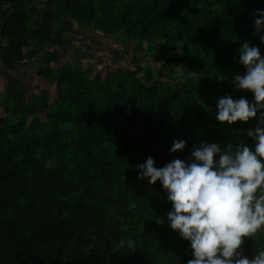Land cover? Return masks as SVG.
<instances>
[{"label":"trees","instance_id":"obj_1","mask_svg":"<svg viewBox=\"0 0 264 264\" xmlns=\"http://www.w3.org/2000/svg\"><path fill=\"white\" fill-rule=\"evenodd\" d=\"M258 9L264 0H0V264L194 258L166 221L161 182L140 179L136 165L149 156L157 167L188 160L202 140L254 147L247 132L257 118L228 126L214 114L225 95L254 100L229 78L246 71L244 41L264 55ZM79 30L130 43L116 53L125 65L73 59ZM83 41L97 59L100 42ZM36 59L43 65L29 93L11 73ZM176 140L186 146L171 152ZM120 239L135 246L117 249ZM256 246L264 247V231L244 237L240 250L251 259Z\"/></svg>","mask_w":264,"mask_h":264},{"label":"clouds","instance_id":"obj_2","mask_svg":"<svg viewBox=\"0 0 264 264\" xmlns=\"http://www.w3.org/2000/svg\"><path fill=\"white\" fill-rule=\"evenodd\" d=\"M254 23L264 43V9L257 10ZM238 51L246 71L229 80L236 89L250 90L254 100L225 95L218 99L214 115L220 125L228 126L257 118L254 130L247 132L254 147L240 140L222 149L218 143L202 140L188 160L175 158L157 167L149 156L136 165L140 179L148 178L153 185L160 181L167 193L171 208L166 221L193 250L194 258L186 264H264V247L256 246L251 259L240 250L244 237L256 240V234L264 231V55L248 41ZM176 53L183 55V46H176ZM185 146L186 141L176 140L170 151ZM156 221L166 222L161 217ZM123 246L135 243L120 239L117 249Z\"/></svg>","mask_w":264,"mask_h":264},{"label":"rangeland","instance_id":"obj_3","mask_svg":"<svg viewBox=\"0 0 264 264\" xmlns=\"http://www.w3.org/2000/svg\"><path fill=\"white\" fill-rule=\"evenodd\" d=\"M79 37L81 38V41L71 44L70 46V56L73 59H76L78 61L81 60H91L94 61V64L97 65V67L102 68L105 65L109 64V61H113L118 66H124L125 60L117 57L116 53H124L126 49L130 46V43L122 45L114 44L112 39L110 38H103L102 36L95 34L93 31L90 30H79L78 32ZM90 37L94 38L96 41L100 42V46L97 47V59L92 58V52L89 51L84 46L83 39ZM131 47V46H130ZM129 47V48H130ZM43 64L39 59H36L35 61L31 62L26 67L19 66L17 70L13 73H11V78L13 82L19 85H23L28 89V92L30 93L32 89L36 88L37 86V70L39 67H41ZM52 66H59V64H52ZM6 71L5 69L0 65V93L4 92V87L6 85Z\"/></svg>","mask_w":264,"mask_h":264}]
</instances>
